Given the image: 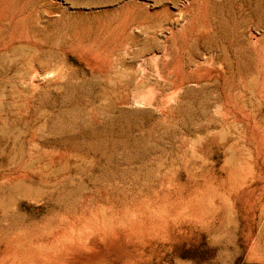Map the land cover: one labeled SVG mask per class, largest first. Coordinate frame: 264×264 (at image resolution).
Segmentation results:
<instances>
[{
	"label": "rangeland",
	"instance_id": "obj_1",
	"mask_svg": "<svg viewBox=\"0 0 264 264\" xmlns=\"http://www.w3.org/2000/svg\"><path fill=\"white\" fill-rule=\"evenodd\" d=\"M0 0V264H264V0Z\"/></svg>",
	"mask_w": 264,
	"mask_h": 264
},
{
	"label": "built area",
	"instance_id": "obj_2",
	"mask_svg": "<svg viewBox=\"0 0 264 264\" xmlns=\"http://www.w3.org/2000/svg\"><path fill=\"white\" fill-rule=\"evenodd\" d=\"M194 0H181L179 3V6L181 8H185L186 6H189Z\"/></svg>",
	"mask_w": 264,
	"mask_h": 264
}]
</instances>
